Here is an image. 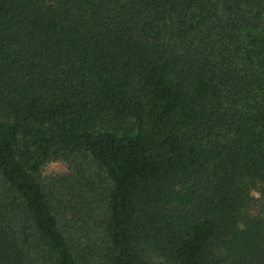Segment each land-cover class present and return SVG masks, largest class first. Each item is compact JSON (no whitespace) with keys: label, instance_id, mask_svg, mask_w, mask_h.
I'll return each instance as SVG.
<instances>
[{"label":"trees","instance_id":"obj_1","mask_svg":"<svg viewBox=\"0 0 264 264\" xmlns=\"http://www.w3.org/2000/svg\"><path fill=\"white\" fill-rule=\"evenodd\" d=\"M0 264H264V0H0Z\"/></svg>","mask_w":264,"mask_h":264},{"label":"rangeland","instance_id":"obj_2","mask_svg":"<svg viewBox=\"0 0 264 264\" xmlns=\"http://www.w3.org/2000/svg\"><path fill=\"white\" fill-rule=\"evenodd\" d=\"M43 173L44 176L53 178H59L60 175L70 176L72 174L67 165L62 162H52L48 164ZM254 196L257 197L256 194H254ZM97 199L98 206H100L101 197H98ZM97 209V206L91 207L90 205L88 211L89 216H87V212H85L84 210L79 212L73 210L71 211L73 215L67 216V219L70 220L69 224L67 223V225H71L73 227L71 231L74 233V237L77 242L76 246H78L79 250L78 254L83 259V261L92 262L94 260V253H100L99 243L101 240V236L103 235L101 233V229H99V227L97 226L98 221L94 222L93 216ZM251 213L253 215H256L257 208L253 207L251 209Z\"/></svg>","mask_w":264,"mask_h":264},{"label":"clouds","instance_id":"obj_3","mask_svg":"<svg viewBox=\"0 0 264 264\" xmlns=\"http://www.w3.org/2000/svg\"><path fill=\"white\" fill-rule=\"evenodd\" d=\"M257 196H259V193H256Z\"/></svg>","mask_w":264,"mask_h":264}]
</instances>
